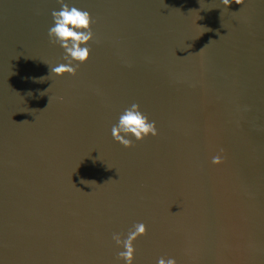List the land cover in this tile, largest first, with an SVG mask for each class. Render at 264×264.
<instances>
[{
    "label": "water",
    "instance_id": "1",
    "mask_svg": "<svg viewBox=\"0 0 264 264\" xmlns=\"http://www.w3.org/2000/svg\"><path fill=\"white\" fill-rule=\"evenodd\" d=\"M65 2L98 43L60 77L57 0H0V264H124L136 223L133 264H264V0Z\"/></svg>",
    "mask_w": 264,
    "mask_h": 264
},
{
    "label": "clouds",
    "instance_id": "2",
    "mask_svg": "<svg viewBox=\"0 0 264 264\" xmlns=\"http://www.w3.org/2000/svg\"><path fill=\"white\" fill-rule=\"evenodd\" d=\"M57 2L61 7L51 13L53 26L48 30V37L51 44L59 45L64 50L63 59L67 63L50 67V73L60 77L64 74L75 76L79 65L90 58L91 43H98L92 27L95 21L89 11L70 6L65 0H57ZM221 3L228 8L232 3L242 5L244 0H221ZM111 133L113 139L125 148L133 147L131 137L136 141H143L146 137H155L159 134L156 122L149 120L140 110L138 103H133L124 109L118 123L113 125ZM211 162L219 165L223 163V157L217 154L212 157ZM145 235H147V226L144 223L134 224L126 238H122V234L113 233V241L118 247L123 248V251L117 253V260L123 261L124 264H133L136 253L134 242ZM157 264H177V261L175 258L166 260L161 257Z\"/></svg>",
    "mask_w": 264,
    "mask_h": 264
}]
</instances>
